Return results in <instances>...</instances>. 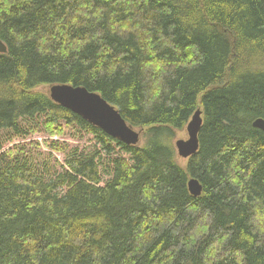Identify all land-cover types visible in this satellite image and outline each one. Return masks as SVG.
Instances as JSON below:
<instances>
[{
    "label": "trees",
    "instance_id": "1",
    "mask_svg": "<svg viewBox=\"0 0 264 264\" xmlns=\"http://www.w3.org/2000/svg\"><path fill=\"white\" fill-rule=\"evenodd\" d=\"M0 38V264H264V0H0ZM55 83L145 142L39 90ZM199 108L182 164L172 136Z\"/></svg>",
    "mask_w": 264,
    "mask_h": 264
},
{
    "label": "water",
    "instance_id": "2",
    "mask_svg": "<svg viewBox=\"0 0 264 264\" xmlns=\"http://www.w3.org/2000/svg\"><path fill=\"white\" fill-rule=\"evenodd\" d=\"M7 51V45L0 38V52L7 53ZM47 90L54 102L82 116L112 137L128 145L140 144L144 135V128L137 129L129 124L121 114L120 109L99 92L89 90L85 86L67 83L49 85ZM202 124V110L199 108L186 126L187 138H179L175 142L178 157L188 159L199 150V133ZM252 125L264 131V118H255ZM188 187L195 197L203 193V186L195 177L189 179Z\"/></svg>",
    "mask_w": 264,
    "mask_h": 264
},
{
    "label": "rangeland",
    "instance_id": "3",
    "mask_svg": "<svg viewBox=\"0 0 264 264\" xmlns=\"http://www.w3.org/2000/svg\"><path fill=\"white\" fill-rule=\"evenodd\" d=\"M39 90H42V91H47V87L46 86H42V87H40L39 88ZM186 135V136H185ZM187 138V131H186V127H185V129H183V130H175L174 131V133H173V136H172V142H173V144H175V141L177 140V139H179V138ZM145 142V138L143 137L142 138V140H141V142H140V144H143ZM175 149H176V151H177V148H176V146H175ZM186 160L187 159H183V158H180L179 157V161L182 163V164H185L186 163Z\"/></svg>",
    "mask_w": 264,
    "mask_h": 264
},
{
    "label": "bare ground",
    "instance_id": "4",
    "mask_svg": "<svg viewBox=\"0 0 264 264\" xmlns=\"http://www.w3.org/2000/svg\"><path fill=\"white\" fill-rule=\"evenodd\" d=\"M135 127V126H134ZM186 136V135H185ZM184 138V137H183ZM186 138V137H185ZM176 142V141H175Z\"/></svg>",
    "mask_w": 264,
    "mask_h": 264
}]
</instances>
